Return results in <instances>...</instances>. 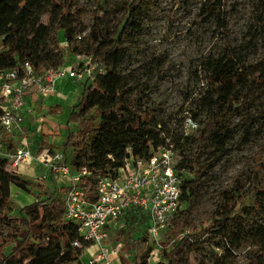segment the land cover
<instances>
[{
  "label": "rangeland",
  "instance_id": "rangeland-1",
  "mask_svg": "<svg viewBox=\"0 0 264 264\" xmlns=\"http://www.w3.org/2000/svg\"><path fill=\"white\" fill-rule=\"evenodd\" d=\"M131 1L77 0L74 14L80 30L74 37V46L85 49L95 18L102 20L100 39L105 38L106 32L115 33L125 22ZM138 5L133 24L127 28L122 43L123 57L117 68L125 83L124 96L134 103L130 115L149 112L151 117L147 122L151 129L159 124L163 132L176 138L182 135V116L194 118L195 115L198 131L189 134L194 133L192 138L217 115L206 94L208 74L204 61L225 53L247 65L257 64L264 58V0H141ZM209 8L223 14L226 32L209 15ZM42 21L46 24L47 17ZM57 41L66 54L63 65L74 67L73 55L68 53L71 48L61 32L57 34ZM99 48L100 41L91 48L93 64L97 63L95 76L105 75L111 68L106 62L98 61L95 52ZM249 86L250 81L241 92L244 103L248 102ZM48 114L52 116L49 138L53 141L59 136L64 143L70 128L73 132L80 129L78 126L69 128L58 111ZM217 134L222 137V147L211 138L200 144L198 201L181 206L175 234L166 230L154 240L147 236L144 226L129 223L124 230L110 234L112 247L121 244L115 264H141L144 259L147 264H249L258 247L253 234L236 238V219L244 222L252 219L253 198L257 189L264 190V88L249 105L245 104L237 114L225 118ZM169 140L171 138L166 144L171 143ZM76 141L77 138L65 151L66 162L70 163L75 157ZM183 143L182 137L180 144ZM89 144L87 140L84 153H88ZM197 148L196 139L185 143L175 151L178 160L183 157L191 161ZM32 167V172H14L30 182L31 189L26 193L11 188L7 214L12 218H16L24 206L35 202L45 205L47 194L60 192L56 199L62 206L61 187H55L43 167ZM43 175L48 178L39 183ZM235 203H241L242 207L228 213ZM59 216L62 218L60 213ZM226 216L233 217L232 221L221 227L222 218ZM14 230L1 228L0 240L8 242ZM12 245L10 242L9 246ZM172 250L170 261L167 255ZM80 260L82 264L88 263L86 251ZM28 262L20 259L17 264Z\"/></svg>",
  "mask_w": 264,
  "mask_h": 264
},
{
  "label": "trees",
  "instance_id": "trees-1",
  "mask_svg": "<svg viewBox=\"0 0 264 264\" xmlns=\"http://www.w3.org/2000/svg\"><path fill=\"white\" fill-rule=\"evenodd\" d=\"M141 0H132L127 8L125 22L115 33L106 32L105 38L100 39L102 20L94 19L88 35V42L84 50L74 46V37L79 32V21L76 20L74 8L77 0H0V69H10L15 65L29 62L37 73L64 64L65 53L59 48L57 34L62 33L64 41L71 51L69 55L91 53L92 45L100 41V48L96 50L99 62H106L110 70L102 76H97L93 83L83 81L81 97L67 115V126H78L76 132L71 128L62 145L65 152L72 141L77 152L70 164L78 169L87 167L93 176L114 174L123 162L125 151L130 148L132 155L147 157L153 150L171 146L174 151L185 143L196 139L198 148L194 158L187 162L185 158L178 160L177 168L183 178L182 205L198 201L201 190V165L199 163L200 144L208 138L218 142L222 147V137L217 129L224 119L237 114L245 104L249 105L264 88V58L254 65H247L232 55L225 53L217 58L204 61L207 71V98L217 110V115L208 122L200 134L184 136H169L162 131L158 124L152 129L147 122L151 117L149 112L135 113L133 102L125 98L123 90L125 83L117 71L122 57V43L127 28L133 24L136 10ZM219 28L226 32V19L222 13L214 8L208 9ZM47 17V23L43 18ZM225 35V34H224ZM226 36V35H225ZM94 56V55H93ZM250 81L247 90L248 102L244 103L241 92ZM89 83V84H88ZM186 113V112H184ZM225 113V118L222 114ZM91 114L92 118L86 120ZM195 122L196 118L190 116ZM184 117L181 119V127ZM96 121V122H95ZM157 127V128H156ZM183 137V144H180ZM171 143L166 144V140ZM90 140L89 151L84 153L85 142ZM168 141V142H169ZM181 155V151L179 152ZM31 183L21 179L14 172H8L4 160L0 159V229L14 228L15 234L9 241L0 240V264H17L20 259L28 260L29 264H82L80 257L87 244L81 242V248H73L72 243L79 239L76 227L59 216L62 206L56 195L47 194L46 204L39 206L33 203L22 207L18 216H8L11 204V188L30 193ZM92 182L85 187V191L92 193ZM241 203L229 207L231 213ZM252 219L247 222L236 219V238L254 235L258 247L250 259L249 264H264V190L257 189L252 201ZM182 211L172 220L167 231L175 234L179 225ZM230 215V214H229ZM233 217L222 218L224 227ZM131 221L134 218H129ZM129 220V221H130ZM141 224V222H138ZM235 238V239H236ZM13 243L10 247L9 243ZM9 249V250H7ZM172 250L167 255L171 261ZM141 264H147L145 259Z\"/></svg>",
  "mask_w": 264,
  "mask_h": 264
},
{
  "label": "built area",
  "instance_id": "built-area-1",
  "mask_svg": "<svg viewBox=\"0 0 264 264\" xmlns=\"http://www.w3.org/2000/svg\"><path fill=\"white\" fill-rule=\"evenodd\" d=\"M72 61L74 67L61 65L41 73L29 62L0 69V159L8 172L43 166L55 187H61L63 219L76 227L79 239L72 247L87 244L82 251L87 252V264H115L121 244L112 247L110 234L141 222L147 236L156 240L168 229L182 206V171L171 146L153 150L147 157L134 156L127 148L122 165L106 176H93L87 167L74 168L59 150H44L34 156L24 125L26 97L46 98L58 80L93 83L97 78V63L93 64L91 55L74 54ZM197 128L190 116L184 117V136ZM48 176L40 177L39 183ZM90 182L92 193L85 191Z\"/></svg>",
  "mask_w": 264,
  "mask_h": 264
},
{
  "label": "crops",
  "instance_id": "crops-1",
  "mask_svg": "<svg viewBox=\"0 0 264 264\" xmlns=\"http://www.w3.org/2000/svg\"><path fill=\"white\" fill-rule=\"evenodd\" d=\"M82 87V82H75L71 79L58 80L54 83L52 91L46 98L26 97L24 125L28 132L27 137L33 143L31 153L34 156L39 155L44 150H59L63 152V142H61L63 137L55 136L54 141L49 138L52 135L51 129H49L52 116L48 113L60 112L62 114L60 117L67 124V115L70 112V108L80 100ZM44 123L46 124L44 125ZM59 144L61 146L58 148ZM63 153L65 154V152ZM40 167L42 168L43 166ZM20 170L32 172L33 167H23Z\"/></svg>",
  "mask_w": 264,
  "mask_h": 264
}]
</instances>
